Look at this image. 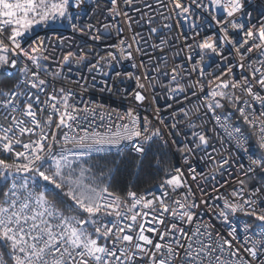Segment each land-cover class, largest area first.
I'll return each mask as SVG.
<instances>
[{
    "label": "snow or ice",
    "instance_id": "1",
    "mask_svg": "<svg viewBox=\"0 0 264 264\" xmlns=\"http://www.w3.org/2000/svg\"><path fill=\"white\" fill-rule=\"evenodd\" d=\"M124 2L130 5L132 0ZM158 2L167 7L164 0ZM171 3L172 11L182 21H189L190 16L199 19L197 12L202 10L220 26L219 35L202 37L197 41L199 49L213 54L222 53L223 45L227 44L230 54L239 56L235 66L245 69L247 75L241 72L237 80L232 72L234 66L227 63L228 56H223L227 63V73L224 75L230 78L216 76L218 83L215 86H212V82L205 85L196 81L192 87L198 86L199 92L205 93V106L213 114L215 122L244 151H247V138L243 136L241 128L224 125L221 117L216 115L217 109L225 107L221 99L226 100L249 127L257 128L259 123L254 134L258 147L264 150V95L261 94L264 91V22L258 28L255 25L245 28L244 24L234 19L243 9V0H207V3L205 0H171ZM85 4L86 0H0V68H16L17 61L26 58L36 70L25 63L20 69L23 74L20 86L31 85V89L37 90L9 92L7 95L11 99L4 102L5 108L11 106V113L19 111L24 119L12 115L7 127L0 124V154H10L12 157L11 162L0 158V186L10 182L4 200L0 201V264H9V261L11 264H264V183L249 188L244 180H239L240 187L233 188L228 196L213 187L216 195L209 198L222 202V206L218 203L209 208L213 210L214 218L221 222L223 233L215 231V225L210 221L205 222L200 218V204H207V201L196 202L188 178L193 181L198 175L205 178L203 173L197 174L191 163L193 153L209 146V139L203 132L193 131L192 147L185 143L178 149L187 166L189 176L186 177L180 167H173L170 171L160 167L161 161L155 160L153 145L158 140L165 145L168 141L163 140L161 130L151 127L152 122L136 109L129 107L120 112L91 99L80 107L71 90L66 92L60 88L59 95L55 89L52 93L45 92L47 81L41 79L40 75L42 72L48 73L46 62L49 57L44 55L47 51L44 38L33 39V33L37 27L53 28L55 31L54 25L66 21L74 32L91 34L94 41L104 39V33L94 25L74 22L79 19V12L70 9L84 11L81 6ZM111 4L113 7L109 11L119 15L117 0H111ZM152 22V18H148L147 23ZM189 26L195 39L200 35L197 31L200 25L192 20ZM164 27L170 28L171 25ZM103 28L105 32L109 28H116L117 33L123 32V28L116 25L104 24ZM158 31L156 27L150 28L152 34ZM230 31H242L243 34L236 40L230 37ZM138 35L135 33L132 40L136 41ZM57 39L63 37L58 36ZM25 40L31 42L22 47ZM165 43L161 38V45ZM186 46L192 48L190 44ZM111 47L113 50L108 57L100 58L106 59L109 71L114 62L133 56V45L126 39ZM136 51L141 50L137 47ZM9 53L15 58L10 59ZM252 53L256 54V59L249 58ZM73 56L69 51L61 58V70L63 65L71 62ZM203 58L201 55V61ZM86 59L81 55L76 63ZM187 59H192L190 54ZM246 59H249L247 67L243 63ZM197 67L193 65V71ZM178 69L183 70V65L172 69V82H177ZM88 71H100L108 76L99 63L90 64ZM200 75H204L202 70ZM115 76L121 83L124 79H134L140 89L145 87L141 77L133 73L116 72ZM95 79L93 76L92 80ZM146 79L151 80V77L146 76ZM102 83V91L116 88V81L106 79ZM256 85L259 90H255ZM236 88L243 89L252 101H242V97L229 91ZM118 90L128 92L127 89ZM171 91L185 92L186 89L177 82V88ZM39 92H45L48 98L41 100ZM129 94L141 104L146 99L140 91ZM19 96L26 97L22 107ZM241 103L243 106H238ZM255 103L260 105L259 116L255 115ZM37 108L41 113L48 111L47 117L38 118ZM180 111L187 117L184 109ZM195 111L198 112L199 108ZM171 127L175 128L176 125ZM188 127L195 128L196 125L189 124ZM58 132L62 133L60 139H57ZM26 135L36 138H29L25 142L22 137ZM54 143L60 146L57 152L53 151ZM17 146L22 150H16ZM125 149L135 153V157L126 154ZM113 152L119 159L113 160L108 172L100 176L93 174L92 168L87 167L83 159L91 157L93 153ZM205 155L209 160L215 159L207 152ZM154 160L157 168L166 176L158 185L161 190L159 195L151 191L137 193L128 190L122 197L109 191L108 184L103 182L107 178H114L115 172L130 166L141 172L146 166L150 169ZM228 163V158H222L219 167ZM248 170L264 171V152L258 159L251 160ZM41 181L46 182V188L50 186V191L59 190L67 200V206L80 211L85 218L66 215L45 191H37ZM226 184L227 181L220 187ZM168 189L173 193L179 189L183 191L179 198L169 203ZM200 191L204 193L203 188ZM241 231L243 236H240Z\"/></svg>",
    "mask_w": 264,
    "mask_h": 264
},
{
    "label": "built area",
    "instance_id": "2",
    "mask_svg": "<svg viewBox=\"0 0 264 264\" xmlns=\"http://www.w3.org/2000/svg\"><path fill=\"white\" fill-rule=\"evenodd\" d=\"M207 3V0H205ZM164 4L167 7L161 6L158 0H132V3L126 4L124 0H117V7L120 14L113 15L109 9L113 7L111 0H86V4L81 7L84 11L72 9L71 11L79 12V19L74 21L78 25L92 24L95 28L100 29L104 33L105 38L102 40L94 41L91 39V34H82L80 32H74L67 24V22L57 23L53 28L37 27L33 33L32 38L37 37L44 38V47L47 51L44 55L49 57L46 62L48 64V73L42 72L41 79L47 81V85L44 86L45 92L52 93L53 90H57L56 94L59 95L58 90L64 88L65 91L71 90L75 94V99L79 101V106L83 107V102L91 99L97 104H103L109 109L125 111L127 108L132 107L136 109L142 116L147 117L151 122V127L159 128L163 140L168 141L165 145L161 141H157V146L160 151L155 156V160H160V167L171 170L173 167H180L184 170V175L189 176L186 171V165L183 161V154L178 151L183 147L185 143H188L189 147H192L190 143L193 140L191 133L193 131L203 132L209 139V146L197 150L191 156L192 166L195 167L197 174L203 173L205 178H200L193 181L188 178V184L192 186L193 192L196 196V202L206 200L207 204H200L198 209L200 218L205 222H211L215 225V231L221 233L224 232V228L218 219L214 218L213 210L209 206H215L222 202L210 199V196L216 195L213 193V187L219 189V193L228 196L233 188L238 189L239 180H244L249 188L259 186L262 182L257 178V174L260 170L255 172H249V165L251 160L258 159L264 150L260 149L258 152L253 150L255 145L251 144L249 135L243 130V127L239 123L233 121L234 111L231 109H217L216 115L221 117V121L224 125L230 127H240L243 136L247 138L245 147L247 151L240 148L235 140L229 138L224 129L215 122L213 114L206 108V101L204 100L205 93L199 92L197 88H193L192 85L199 81L200 84L207 85L212 82V86H215L216 76H221L222 79H229L227 73V63L233 65V75L237 80L240 79L241 72L245 75L248 72L245 69L236 67L239 61L238 55H231L229 51V45H223V52L213 54L205 50L199 49L196 44L202 37L217 36L220 34V26L207 17V14H203L202 10L197 12L196 16H190L189 21H182V18L177 17L175 12L172 11L173 5L171 0H164ZM162 14V15H161ZM223 15V13H220ZM131 17V20H129ZM143 17V19H142ZM152 18V24L147 23L148 18ZM168 17V19H165ZM234 19L238 23L245 25V28L255 25L257 28L264 22V0H243V9L238 13ZM195 20L199 23L200 27L197 30L200 35L193 39V29L190 28V21ZM138 22V23H137ZM116 25L123 28V32L117 33L116 28H109L105 32L103 25ZM131 25V26H129ZM164 25H171L170 28L164 27ZM156 27L159 31L155 34L150 33V28ZM95 28L93 32H95ZM138 33L136 41L132 40V36ZM242 31H230L229 35L233 39L239 40L242 36ZM7 35V32L5 33ZM58 36H62L63 39H57ZM187 37V39H185ZM161 38L166 43L161 45ZM127 40L128 43L133 45L131 59H119V62H114L109 71L106 64V59L101 60V57L107 58L108 54L113 50L112 45H118L120 40ZM137 41L139 43H137ZM7 42V41H5ZM31 40H25L22 43V47L30 43ZM192 45L189 49L186 45ZM140 48V52L136 51V48ZM74 54L70 63L62 66L61 70V58L68 52ZM191 55L192 59L187 57ZM84 55L87 59L77 64L76 60ZM203 55V60L200 57ZM228 56L229 60L226 61L222 58ZM10 59L15 58L9 53ZM250 59H256V54H250ZM28 63L29 68L36 70L35 66L27 61L26 58L17 61L16 68H0V71L7 76H17L15 85L11 92H36L37 90L31 89V85L20 86V81L23 80V74L20 69ZM103 67L104 72H108V76H104L100 71H88L90 64H98ZM248 65L249 59L243 61ZM177 65H183V70H179L177 75V82L180 86L186 89L185 92H172L171 90L177 88V82L171 81L172 69ZM193 65H197V70L193 71ZM259 66V65H257ZM200 70L204 72V75H200ZM116 72L133 73L141 77V83L145 85L143 89H140L134 79H124L123 82H119L115 76ZM52 73H56L52 75ZM31 73H29V76ZM95 76V81L92 77ZM146 76H150L151 80L146 79ZM116 81V88L112 91L104 88V80ZM118 89H127L128 92L119 91ZM207 87L205 92H207ZM255 90H259V86H255ZM140 91L145 95L146 99L141 104L139 101H135L129 93ZM230 92H234L236 96L242 97V101H252V98L243 91L241 88L229 89ZM45 92H39L41 100L48 98ZM196 92V95H193ZM264 95V91L261 92ZM187 97V99L185 98ZM11 99L10 96L0 98V124L5 127L8 126L11 121V116L15 115L18 119H24L19 111L11 113V106L5 108L4 102ZM21 107L26 101V97H18ZM222 101H226L221 99ZM15 103V101H14ZM243 106L242 103L241 105ZM35 107V105H34ZM45 108L47 106H44ZM255 115L259 116L260 105L255 103ZM199 108V111H195ZM184 109L187 112V117L180 111ZM38 118L44 119L49 114L48 111L40 112L39 108L36 109ZM236 114L239 113L235 110ZM231 113L229 116L228 114ZM8 117L5 120V117ZM227 117V118H225ZM54 121L56 117H53ZM242 119V118H241ZM175 124L176 127L172 128L171 125ZM196 125L195 128H189L188 125ZM54 127V126H53ZM249 127V126H248ZM257 128H250V132L256 138L254 134L257 132ZM62 133H57V139L61 138ZM29 138L35 139L36 137H29L26 135L22 139L27 142ZM175 141V143H173ZM154 146V145H153ZM59 145L53 144V151H59ZM213 149H216L214 152ZM16 150H22L17 146ZM205 152L215 157L214 160H209ZM126 154L135 153L129 152L125 149ZM5 159L11 162L12 157L10 154H2ZM222 158H228L229 163L223 167H219V162ZM87 163V167L92 168L93 174L100 176L101 173H107L108 169L112 167L113 160H118L119 157L113 153H93L91 157L83 158ZM155 160L153 162L154 168L157 170V180L154 185L146 187L142 190L131 189L137 193H147L149 191L160 194L158 185L166 179L165 172L160 171ZM253 167H255L253 165ZM211 172V175L209 173ZM213 176L215 179H213ZM112 178L103 180L104 183L110 185ZM227 184L221 188V184ZM199 185V187H197ZM200 188L204 189V193H201ZM109 191H111L109 189ZM167 200L169 203L173 199L179 198L183 189H179L176 192H171L170 189ZM112 192V191H111ZM168 221H166L167 223ZM243 231L240 232V236H243ZM243 243V241H241ZM239 246V245H237ZM11 264V261H9Z\"/></svg>",
    "mask_w": 264,
    "mask_h": 264
},
{
    "label": "trees",
    "instance_id": "3",
    "mask_svg": "<svg viewBox=\"0 0 264 264\" xmlns=\"http://www.w3.org/2000/svg\"><path fill=\"white\" fill-rule=\"evenodd\" d=\"M8 34V33H7ZM17 76H7L2 71H0V98L7 96V93L13 90L15 85ZM225 104L223 109H231L234 111L233 121L235 123H239L242 125L243 130L249 135L251 140V144L255 145L256 148L253 150L254 152H258L259 147L256 138L250 132V128L246 125L243 120L236 114L235 109H233L227 101H222ZM159 147L157 145L153 146V152L155 156L159 154ZM130 156L135 157L133 154H128ZM0 158L5 159V156L0 154ZM158 174L156 168L152 167L149 169L147 166L144 171H138L135 167H127L121 169L119 172L114 173V178L111 179L109 189L115 193L116 195L125 196L126 192L131 189L142 190L146 187L152 186L155 184L157 180ZM257 178L264 183V171H260L257 174ZM46 182L41 181L40 186L37 188V191H45L48 195V198L53 200L56 203V206L60 208L66 215H79L81 218H85L81 214L80 211L75 210L74 208H69L67 206V200L64 198L59 190L50 191L49 188L45 187ZM10 186V182L8 185L0 186V201L4 200V193L7 192L8 187ZM91 230V229H89Z\"/></svg>",
    "mask_w": 264,
    "mask_h": 264
},
{
    "label": "rangeland",
    "instance_id": "4",
    "mask_svg": "<svg viewBox=\"0 0 264 264\" xmlns=\"http://www.w3.org/2000/svg\"><path fill=\"white\" fill-rule=\"evenodd\" d=\"M71 10H72V9H70V11H71ZM65 22H66V21H65ZM221 103H223L222 100H221ZM1 155H2V154H1Z\"/></svg>",
    "mask_w": 264,
    "mask_h": 264
}]
</instances>
